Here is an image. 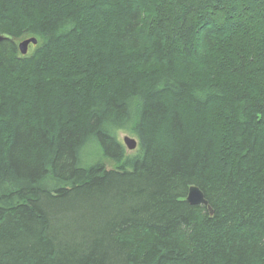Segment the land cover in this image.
<instances>
[{
  "label": "trees",
  "instance_id": "trees-1",
  "mask_svg": "<svg viewBox=\"0 0 264 264\" xmlns=\"http://www.w3.org/2000/svg\"><path fill=\"white\" fill-rule=\"evenodd\" d=\"M0 36V264H264V0H0Z\"/></svg>",
  "mask_w": 264,
  "mask_h": 264
},
{
  "label": "rangeland",
  "instance_id": "rangeland-1",
  "mask_svg": "<svg viewBox=\"0 0 264 264\" xmlns=\"http://www.w3.org/2000/svg\"><path fill=\"white\" fill-rule=\"evenodd\" d=\"M21 40H19V42ZM227 124L229 126V129H234V130L236 129L234 125H230V122L229 123L227 122ZM163 130H165V132H168V130H167L166 127H163ZM126 135L129 136V137L134 138L137 141V146L134 149H128L126 147V145L124 144L123 137L126 136ZM118 137H119L120 141L122 142V144L124 146V155H125V157L128 156V155H130V154H133V153H135L137 151L138 144H139V139H138L137 135L134 134L131 130L120 132ZM164 140H165V138H164ZM84 148L85 149L83 151V159H84L85 162H88L90 164L91 162L95 161L97 158L100 157L99 160H101L102 162L104 161V163L106 164V167H108V170H113V168H112L113 167V164H110L109 162H107L106 159H104V157L102 156L103 154L101 153L100 147H99V145L97 143L91 142L88 145H86ZM83 164L86 165L84 162H83ZM198 205L205 206L211 212V209H210L211 207L209 206L210 207L209 208L208 207V204L207 205L198 204ZM80 223L82 225H84L83 219L81 220ZM71 234H69V235H71Z\"/></svg>",
  "mask_w": 264,
  "mask_h": 264
},
{
  "label": "water",
  "instance_id": "water-1",
  "mask_svg": "<svg viewBox=\"0 0 264 264\" xmlns=\"http://www.w3.org/2000/svg\"><path fill=\"white\" fill-rule=\"evenodd\" d=\"M0 39H2V36H0ZM31 43L36 44L37 39L33 36L22 39L18 43V48H19L20 53L25 54L28 50L29 44H31ZM123 142L128 149H134L137 146V141L134 138L129 137L127 135L123 137ZM186 201L189 204H197V205L198 204H204V205L208 204V201L205 198L202 190L196 185H190L188 187ZM208 207H209V205H208Z\"/></svg>",
  "mask_w": 264,
  "mask_h": 264
},
{
  "label": "bare ground",
  "instance_id": "bare-ground-1",
  "mask_svg": "<svg viewBox=\"0 0 264 264\" xmlns=\"http://www.w3.org/2000/svg\"><path fill=\"white\" fill-rule=\"evenodd\" d=\"M208 201V200H207ZM209 205V204H208ZM210 206V205H209Z\"/></svg>",
  "mask_w": 264,
  "mask_h": 264
}]
</instances>
